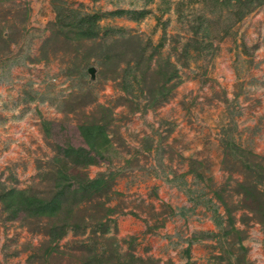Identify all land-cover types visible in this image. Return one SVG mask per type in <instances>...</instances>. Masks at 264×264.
<instances>
[{
	"label": "rangeland",
	"instance_id": "374dc122",
	"mask_svg": "<svg viewBox=\"0 0 264 264\" xmlns=\"http://www.w3.org/2000/svg\"><path fill=\"white\" fill-rule=\"evenodd\" d=\"M260 1L0 0V264H264Z\"/></svg>",
	"mask_w": 264,
	"mask_h": 264
},
{
	"label": "trees",
	"instance_id": "16d2710c",
	"mask_svg": "<svg viewBox=\"0 0 264 264\" xmlns=\"http://www.w3.org/2000/svg\"><path fill=\"white\" fill-rule=\"evenodd\" d=\"M96 28L97 25L95 20H91L89 19V17H86L84 20L80 21V24L78 25L77 35L79 37L94 36L96 35ZM82 129L87 143L90 145V148L96 149L108 139L102 125L96 124L90 126H82ZM72 151H74L73 148ZM87 154L88 152L86 151V153H84L83 155L87 156ZM92 158L93 157L89 155L88 158L83 161L85 163H90L93 162ZM103 182L104 181L102 178H96L92 180L89 185L91 187H96L100 186ZM4 199L8 202L9 205L26 208L35 215L56 216L63 204V200L58 196H54L51 199L47 200L35 195H29L24 190L15 188L6 191ZM14 210H17L16 207L14 208Z\"/></svg>",
	"mask_w": 264,
	"mask_h": 264
},
{
	"label": "water",
	"instance_id": "95a60500",
	"mask_svg": "<svg viewBox=\"0 0 264 264\" xmlns=\"http://www.w3.org/2000/svg\"><path fill=\"white\" fill-rule=\"evenodd\" d=\"M89 71H90V73H91V76H92V78H94V67H91L90 69H89Z\"/></svg>",
	"mask_w": 264,
	"mask_h": 264
}]
</instances>
